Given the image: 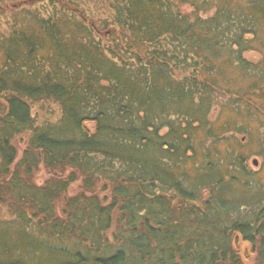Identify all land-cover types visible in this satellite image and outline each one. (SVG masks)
I'll list each match as a JSON object with an SVG mask.
<instances>
[{
	"label": "trees",
	"instance_id": "1",
	"mask_svg": "<svg viewBox=\"0 0 264 264\" xmlns=\"http://www.w3.org/2000/svg\"><path fill=\"white\" fill-rule=\"evenodd\" d=\"M85 1L0 36V264H264V0Z\"/></svg>",
	"mask_w": 264,
	"mask_h": 264
},
{
	"label": "rangeland",
	"instance_id": "2",
	"mask_svg": "<svg viewBox=\"0 0 264 264\" xmlns=\"http://www.w3.org/2000/svg\"><path fill=\"white\" fill-rule=\"evenodd\" d=\"M70 2L73 3V9L69 5ZM82 5L91 6V8L88 7L91 11V15L98 17L103 14L105 16L103 0H86ZM74 6H76V2H73V0H0V36L8 34L10 27L14 25L15 21L18 22L17 24H21V21L33 22L35 16H38V14L46 16L48 11H54L58 14H70L71 12H76V15L80 16L82 12L79 8L77 9V6L75 8ZM80 9L82 8L80 7ZM182 9L188 13L193 11V8L188 4L182 5ZM213 12L214 10L209 13H203V16L207 17L208 15L213 14ZM92 19L93 18H88L86 21L92 22ZM246 57L257 62L261 59L262 55L258 52H250L247 53ZM242 85L245 84L242 83ZM228 100L229 96H222L219 101L220 103L212 112L211 118L213 119V122L216 123V126L218 124L222 125L231 113L229 109L225 108V104ZM252 101L253 106L251 109H254L253 117H234L238 125H244L246 128L242 132L233 130L229 132L227 136L230 138L232 137V144L234 140L240 144L243 154L247 159L248 166L254 172L259 173L261 181L264 182V99L261 100L260 94L255 92ZM48 105L54 106V104L49 102L45 105L37 103V111L39 113L43 112L48 116L49 113L46 111L49 109ZM16 142L19 151L22 152L25 147V140L20 139ZM221 146L226 148L228 146L231 147V144L228 145L227 143H222ZM47 178L48 172L43 166H41L36 173V181L41 184ZM241 246L243 255H245L248 252L249 247L246 243H243ZM252 257L254 259L256 256L254 255Z\"/></svg>",
	"mask_w": 264,
	"mask_h": 264
},
{
	"label": "bare ground",
	"instance_id": "3",
	"mask_svg": "<svg viewBox=\"0 0 264 264\" xmlns=\"http://www.w3.org/2000/svg\"><path fill=\"white\" fill-rule=\"evenodd\" d=\"M257 255V254H256ZM245 262L250 263L251 261L245 260ZM251 264V263H250Z\"/></svg>",
	"mask_w": 264,
	"mask_h": 264
},
{
	"label": "water",
	"instance_id": "4",
	"mask_svg": "<svg viewBox=\"0 0 264 264\" xmlns=\"http://www.w3.org/2000/svg\"><path fill=\"white\" fill-rule=\"evenodd\" d=\"M255 162H257V161H255Z\"/></svg>",
	"mask_w": 264,
	"mask_h": 264
}]
</instances>
